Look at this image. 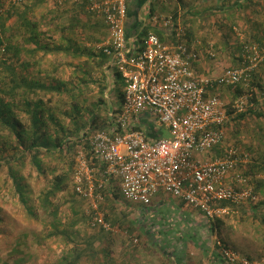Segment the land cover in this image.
<instances>
[{
    "label": "trees",
    "instance_id": "1",
    "mask_svg": "<svg viewBox=\"0 0 264 264\" xmlns=\"http://www.w3.org/2000/svg\"><path fill=\"white\" fill-rule=\"evenodd\" d=\"M253 1L246 2L252 4ZM42 2L44 0H0V194L5 201L16 200L29 217L40 219L42 214L46 213V222L53 228L49 236L61 235L63 241L75 248L73 252L62 257V264H80L81 259L90 258V255L96 253L103 254L100 259H115L111 246L115 235L113 228L132 232L130 223L129 227L124 226L123 213H110L101 205L99 208L105 211L104 220L110 227L93 224L96 210L87 211L84 208L85 197L76 190L74 172L78 162L76 154L81 148L91 165L98 169L96 179L103 178L105 165L93 155L89 137L96 131L123 132L116 129L113 116L110 115L121 108L123 89L118 90L117 100L111 110L102 107L106 103L105 90L108 87V79L110 78V83L115 89L121 83L125 85V81L121 72L109 63V55L97 48L96 43L100 41L96 40V36L93 35L95 45H90L91 43L80 35L81 28L85 25L79 19L74 17L73 21L65 22L68 20L65 15L68 9H62L63 14L55 18L57 22L52 21L53 18L49 19V12L46 16H41L42 18L36 15V8ZM172 2H178L185 7L187 0H166L163 9L170 3L172 5ZM175 7L171 12L173 16L177 15L178 4H175ZM257 11L264 14V8ZM149 13L153 15V9ZM103 22L107 27L105 21ZM219 25L222 24L219 22ZM148 30L149 26L146 25L142 34H148ZM259 34L260 39L254 40L263 42L264 29L262 34ZM244 44L245 42L236 44L237 50H242ZM52 55L62 58L54 68L57 74L52 72L49 76L48 73L47 79L33 76L32 70L36 67L44 68V60ZM64 55L67 60L63 58ZM262 64L264 61L260 65ZM59 71L64 74L62 77L57 76ZM46 72L48 71L45 70ZM255 78L258 79L256 71L252 80L255 81ZM252 85L254 87L255 83ZM258 85L256 80V87L252 91L255 105L236 115L232 113V121H243L251 115L264 119V106L259 100ZM228 87L234 88L239 95L244 92L241 84ZM90 94L96 95L95 102H89L87 99ZM85 111L87 118L83 117ZM66 118L67 123L63 122ZM83 137L88 140L83 141ZM250 166L252 174L257 168L262 172L264 156L260 162L252 161ZM35 176L45 184L37 190L32 184ZM255 182L259 186L264 183V177L256 176ZM98 185L99 182L97 190H102L105 195L122 198L120 187L117 192L112 191L107 182L100 188ZM221 204L229 208L235 205L229 201H223ZM65 205L68 206V214L73 212L75 217H65V221L61 222L60 215ZM80 223L83 226L96 227L88 234L93 236H83L86 233L80 231L79 227L75 228V225ZM216 223L219 221L216 220ZM27 235L22 234L23 237H29ZM17 241V247L23 243L21 237ZM38 242L39 239L35 237L34 244ZM221 242L223 246L230 248L225 241ZM86 246L90 250L89 253L94 251L93 255H88ZM218 248L220 249L219 246ZM218 256L222 258L221 253ZM175 257L179 258L177 255ZM20 258L24 259V256ZM219 260L221 263L224 261ZM2 262L6 264V261ZM207 262V259H204L202 264Z\"/></svg>",
    "mask_w": 264,
    "mask_h": 264
},
{
    "label": "built area",
    "instance_id": "2",
    "mask_svg": "<svg viewBox=\"0 0 264 264\" xmlns=\"http://www.w3.org/2000/svg\"><path fill=\"white\" fill-rule=\"evenodd\" d=\"M88 2L90 9L102 14L109 29V38L101 48L125 81L121 108L110 113L116 129L123 132L96 131L89 137L93 155L105 165L98 186L118 178L124 200L141 205L151 204L163 190L211 220L229 213L223 201L238 204L253 196L244 188L243 174L237 172L250 158L241 147L225 143L228 107L215 89L237 84L249 87L254 72L264 61V43L244 45L243 66L226 68L217 75H200L193 68L196 52L183 43L165 42L153 32L142 43L130 39L125 26L128 0ZM252 96L250 91L241 94L234 111L253 107ZM146 111L156 114L158 123L169 131L168 137L149 140L143 130L135 129ZM216 147L222 148L219 156L199 157ZM77 161L76 190L92 198L98 169L86 154L80 153ZM97 196L103 198L101 194ZM93 208V224L109 228L99 205L94 203ZM216 244L224 259L222 264H258L247 257L240 259L220 240Z\"/></svg>",
    "mask_w": 264,
    "mask_h": 264
},
{
    "label": "rangeland",
    "instance_id": "3",
    "mask_svg": "<svg viewBox=\"0 0 264 264\" xmlns=\"http://www.w3.org/2000/svg\"><path fill=\"white\" fill-rule=\"evenodd\" d=\"M215 26L214 36H216L217 46L214 45L211 50L209 48L210 52L215 53V51H217V54H220L223 57L225 53L228 54L237 51L236 44L239 42L248 43L251 41L234 38V29L231 32H224L225 27H223L224 25L220 26L219 21L215 23ZM237 26L240 27V25ZM63 58H65V55ZM59 59L62 58L56 55L49 56L44 60L43 64L45 67L34 68L32 70V75L41 79H47L46 74L48 73H50L49 76L52 72L56 75L57 73L54 71V68L55 65L59 63ZM222 59H224V57ZM37 69H41L43 71L38 72ZM45 70L48 72L45 73ZM62 75L64 74L59 71L57 76L62 77ZM256 80L259 83L257 91L262 97L260 101L264 106V78H255V81L252 80L250 82L249 87L243 86V91L252 92L254 90L253 88L256 87ZM253 82L255 83L254 87L252 85ZM123 88L124 84L121 83L115 89L113 84L110 83L109 78L108 87L105 90L106 103L103 105L102 109L111 110L117 100L118 90ZM222 88H224L226 95L222 92V94H224L221 95V97L227 103L226 105L228 107L229 116L227 125L224 128V134L226 136L225 143L233 144L239 147L241 146L244 152L248 154L250 158L249 162L244 166H241L237 172H241L243 174L246 179L243 184L244 188L249 189L250 194L252 193L253 196L250 195L241 203H234V207L229 208V213L225 214L223 217L216 218L215 221L203 216L198 209L190 212L191 214L188 219H182L181 217L178 218L175 215L171 216L166 213L167 211H165V215L162 216V219H160V211L158 213L152 212L155 215H151V213L148 217L144 216V214L142 215L141 212L137 215V213L133 212L140 210V208H145L144 206H138L135 202L124 201L123 195H121L122 198H114L113 195L110 196L109 194L105 195L102 190H97L96 186L95 196L92 198L85 197V202L83 204L84 208L87 211L94 210L93 204L96 203L99 207L103 205L104 209H107L110 213L116 214L121 212L125 218L124 226L129 227L130 225V230H132V232H122L121 229H118V227L113 228L115 235L114 243L111 246L113 248L112 253L115 258H154L156 255L150 248L154 247V244L152 243H155L159 248H157L158 253H160V251L164 252L162 255L165 257L168 255L169 259H175V256L177 255L179 257L177 259H209L211 261H208L207 264H220L221 261L215 260L221 259L218 256V251L220 249L218 248L216 241L223 240L240 259L247 257L258 262V264H264V205H262L264 202V183L258 186V183L255 182L256 176L264 177V170L260 172L257 168L255 169L254 174L251 173L252 170H249L252 169V166H250L252 161L260 162L264 156V119L251 115L243 121H232L230 116L232 113L236 115L237 112L234 111V104L236 99L241 94L239 95V93L232 87L229 88L228 86H224ZM96 98L95 94L87 96L89 102H95ZM83 117L87 118V111L84 112ZM63 122L67 123L68 118L64 119ZM161 130L165 132L166 137L169 136V132L164 130V126L162 124ZM87 140L88 139H86V137H83V141L86 142ZM218 152L220 153V151ZM80 153L86 154L85 151L80 148L76 154V159ZM99 180L96 179V183L99 182ZM110 180L111 179L106 181L109 183V187ZM37 181H39L38 184ZM32 184L35 190L42 188L45 185L44 182L37 179V176L32 179ZM111 187L110 189L112 191H116L114 186ZM256 187L259 188V190H256ZM70 192H72V190ZM97 194H101L103 198L100 199ZM67 195L68 194L66 192V196ZM35 197L36 194H34V198ZM113 198L114 200H112ZM99 209L105 213L102 208ZM68 212V206L65 205L60 215L61 222L65 221V217H75L73 212H71L70 215ZM135 216L137 217L138 224L145 226L147 229L149 235L151 236L150 240L147 239L146 241L144 237H138L139 231L135 233L134 228L137 224L134 225V223H132ZM0 218L2 219L0 222V264H5V262L2 261H6V264H62V257H64L66 253L73 252L75 249L72 244L68 245L66 241H63V237L61 235L54 234V236H49V233L53 230V228L46 222V219L48 220L46 213L42 214L40 219H36L34 216L29 217L16 200L14 201L11 199L9 201H5L1 194ZM216 220H218L219 223H216ZM162 226L175 229V231H162L161 229H164ZM23 233L28 234L27 236L29 237H23ZM121 233H123V235ZM131 234L134 236H130ZM19 237H21L23 243L17 247L16 245ZM35 237L39 239V242L34 244ZM131 238H133V240ZM32 240L34 242H32ZM186 251L187 256L182 258V255H184ZM172 253L176 255L174 256ZM22 256H24V259L20 258ZM85 259H97V255L94 254L92 257Z\"/></svg>",
    "mask_w": 264,
    "mask_h": 264
},
{
    "label": "crops",
    "instance_id": "4",
    "mask_svg": "<svg viewBox=\"0 0 264 264\" xmlns=\"http://www.w3.org/2000/svg\"><path fill=\"white\" fill-rule=\"evenodd\" d=\"M62 1L66 2L64 7L62 6L64 5V2L61 3ZM246 1L247 0H187L185 7L181 6L178 2H172V5L170 3L167 8L163 9L166 0H128V16L125 22L126 31L131 40L142 43V41L145 39V36L147 35L146 33L142 34V31L147 25L149 26L148 32L157 34L163 41L174 44L183 43L189 49L196 52L197 60L193 63V68L196 73L208 76L217 75L226 68H236L243 66V47L246 44L245 42V44L242 46V50H237L233 53L228 54L225 53L223 56L224 59H222L223 57L220 54H217V51H215V53L210 52L209 48L211 50L213 49L214 45H216V36H214V32L216 27L215 23H217V21L224 25V32L226 33L231 32L234 29V38L241 40H251L248 43H264V41H255L257 39H260L259 33L262 34V29H264V14L261 11H257L259 9L263 10L264 0H254L252 4H249L251 2ZM74 3H84L85 5H75ZM246 3H248V5H246ZM175 4H178V11L177 15L173 16L171 12L172 9L176 8ZM89 7L90 6L88 0H44V2L37 6L35 14L42 18L41 16H46L49 12V19L51 20V18H53L52 21L57 22L55 18H58L63 14L64 11L62 9H68V13H65V15L68 17V20H66L65 22L73 21L74 17L79 19L81 23L85 25L83 28H81L80 35L83 36L84 39L86 38L88 43H91L90 45H95V43H93L95 39L93 38V35H95L96 40L100 41L96 43V46L97 48L102 49L101 45H103L109 38V29L104 26V18L102 14L90 9ZM83 8L86 11L83 10ZM151 9H153V15H150L149 13ZM166 19L170 20L167 24ZM237 25H240V27H238ZM262 39H264V37H262ZM109 63L111 64V59ZM113 67L115 68L114 65ZM256 74L258 79L264 78V64L258 67V69L256 70ZM215 90L219 92L220 95H223L225 93L224 88L222 87L216 88ZM222 92L224 93L222 94ZM261 98L262 97L259 94V100ZM139 128L144 131V134L149 140H155L159 137L166 136L165 132L161 130V124L158 123L156 114H154L152 111H146L142 113ZM164 130L166 131L167 129L164 127ZM167 132L169 131L167 130ZM221 150V147H216L209 152L201 153L199 157L202 159H208L211 157L214 158L222 153ZM218 151H220V153ZM110 185L114 186V189L119 190V179L115 177L111 178ZM136 204L138 206L141 205L139 203ZM142 206H144L145 208H140V210H136L133 213H137L138 215V213L141 212L142 215L144 214V216L148 217L152 212L158 213L160 211V219H162V216L165 215V211H167L166 213L170 214L171 216L175 215L178 218L181 217L182 219H188L189 215L191 214L190 212H193L196 209L182 201V199L166 193L163 190H160L155 195L151 204L147 205L148 207L145 205ZM200 213L205 216L201 211ZM151 215L155 214L152 213ZM133 220L132 222L134 223V225L137 224L135 225L134 229L135 233L139 231L138 237H144L146 241L147 239L150 240L151 236L149 235L145 226L138 224L136 216L133 218ZM77 227L80 228V231L82 230L83 233H86V235H83L86 237L93 236L92 234H88H90L89 232L91 230L93 231L96 229V227L92 228L89 225L83 226L82 223L75 225V228ZM162 227L164 228L161 229L162 231H175V229H170L165 226ZM152 244H154V247H151L150 249L156 255L154 258L150 257V259H129L127 257H122L121 259H100L103 254L96 253L97 259H81L80 264L203 263L204 259H169L168 255L167 257L162 255L164 252L160 251V253H158L157 244ZM87 247L88 246H86L85 249L88 255H90V253H92L93 255L94 251L92 250L89 253L88 251L90 250ZM186 256L187 251L184 255H182V258H185ZM90 257L92 256L90 255ZM207 261L211 260L207 259Z\"/></svg>",
    "mask_w": 264,
    "mask_h": 264
}]
</instances>
